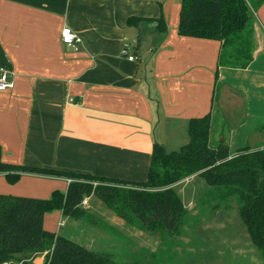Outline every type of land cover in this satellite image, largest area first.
<instances>
[{
  "label": "crops",
  "instance_id": "crops-1",
  "mask_svg": "<svg viewBox=\"0 0 264 264\" xmlns=\"http://www.w3.org/2000/svg\"><path fill=\"white\" fill-rule=\"evenodd\" d=\"M179 9L180 0H0V68L13 73L12 87L0 91L2 160L143 181L153 143L180 148L188 141V120L208 112L210 132L215 115L222 118L221 99L214 100L216 82L232 87L227 75L235 69L220 68L215 75L219 42L180 35ZM128 17L151 22L128 23ZM159 17L165 31L157 28ZM254 17L252 59L237 70L245 72L260 59L264 73V1ZM65 26L80 36L76 48L62 43ZM123 44L132 61L121 54ZM221 135L209 136V144ZM194 179L193 193L202 185L205 192L204 180L191 174L173 185L179 198ZM68 182L62 176L21 173L9 183L0 173V193L48 198L53 191L64 193ZM189 193L182 230L197 207V202L191 206ZM227 205L217 208L216 216ZM96 206L89 203L85 210L91 214ZM49 213L54 227H43L55 233L63 214L47 212L43 224ZM65 217L68 225L85 223Z\"/></svg>",
  "mask_w": 264,
  "mask_h": 264
},
{
  "label": "trees",
  "instance_id": "trees-1",
  "mask_svg": "<svg viewBox=\"0 0 264 264\" xmlns=\"http://www.w3.org/2000/svg\"><path fill=\"white\" fill-rule=\"evenodd\" d=\"M263 1L180 0L177 32L219 42L215 75L220 68H246L252 59L254 12ZM132 21L151 22L127 18L128 23ZM155 22L158 30L165 31L162 17ZM210 121L209 112L189 119L188 141L177 151L168 152L153 143L143 181L8 163L2 160L0 150V173L9 183L21 173L69 178L64 193L53 191L48 198L0 193V264H34V257L41 253H45L42 264H132L46 230L44 214L58 209L64 216L86 218L96 225L81 207L84 198L94 195L121 220L147 232L172 236L187 214L173 185L191 174L200 176L207 186L198 205L206 204L214 210L233 201L250 243L264 257V144L254 148L245 145L230 155L224 138L209 144ZM92 179L99 182L92 184Z\"/></svg>",
  "mask_w": 264,
  "mask_h": 264
},
{
  "label": "rangeland",
  "instance_id": "rangeland-1",
  "mask_svg": "<svg viewBox=\"0 0 264 264\" xmlns=\"http://www.w3.org/2000/svg\"><path fill=\"white\" fill-rule=\"evenodd\" d=\"M262 63L260 59L253 62L245 72L237 69L228 71L227 81L232 87L216 82L217 96H214V100L217 101L218 97L221 99L222 105L219 110L222 118L215 115L209 136L215 135L212 139H217L216 135L220 132L221 136L226 138L230 155H234L239 147L262 144L264 137ZM224 83L227 84L225 81ZM215 104L218 105L217 102ZM223 105L231 107L225 110ZM158 132L156 129L157 137ZM173 150L177 151L179 148ZM197 181L194 179L188 184L183 199L180 198L185 209L188 206L185 200L190 199L189 192L193 193L191 185ZM90 182L95 184L99 181L92 179ZM195 188L190 203L194 201L193 205L191 204L194 208L197 202V207L191 211L192 215L187 216L188 226L183 228L184 230L179 229L178 233L171 237H166L160 231L147 232L128 221L121 220L102 202H98L99 199L94 195L90 196L89 203L95 206L97 203V206L89 211L96 225L89 223L91 221L86 218H83L82 221H85L83 224L77 222V225H68L63 215L60 219L64 222L55 233L88 249L105 251L114 260L132 264H264V257L260 256L253 246L252 248L249 246L250 241L237 218L234 202L229 200L227 207L216 216L217 208L212 210L206 204L198 205L199 198L204 193L203 185ZM174 190L177 193V189ZM89 203L83 204L85 209ZM54 222V214L49 213L43 226L52 230ZM44 254L41 253L43 257L36 260L38 264L44 262Z\"/></svg>",
  "mask_w": 264,
  "mask_h": 264
},
{
  "label": "built area",
  "instance_id": "built-area-1",
  "mask_svg": "<svg viewBox=\"0 0 264 264\" xmlns=\"http://www.w3.org/2000/svg\"><path fill=\"white\" fill-rule=\"evenodd\" d=\"M61 41L62 43L76 48V46L81 43V38L79 35L74 33L69 27H63L61 29ZM121 54L124 56H127V59L129 61H132L134 57L130 54H128V45L123 44L121 49ZM12 76L13 73L6 71L4 69L0 68V91L6 90L10 87H12ZM86 203V198L83 199L82 204ZM62 224V223H60Z\"/></svg>",
  "mask_w": 264,
  "mask_h": 264
}]
</instances>
